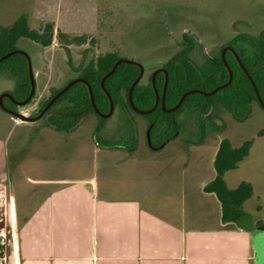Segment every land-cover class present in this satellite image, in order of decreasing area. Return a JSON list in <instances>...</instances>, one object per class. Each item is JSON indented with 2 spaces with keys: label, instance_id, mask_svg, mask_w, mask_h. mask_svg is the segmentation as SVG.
Listing matches in <instances>:
<instances>
[{
  "label": "crops",
  "instance_id": "0c3cea01",
  "mask_svg": "<svg viewBox=\"0 0 264 264\" xmlns=\"http://www.w3.org/2000/svg\"><path fill=\"white\" fill-rule=\"evenodd\" d=\"M7 142L0 137V264H258L264 225L246 210V227L221 222L218 200L203 192L214 168L201 181L186 158L129 159L46 128L16 159ZM90 149L98 169L52 158Z\"/></svg>",
  "mask_w": 264,
  "mask_h": 264
},
{
  "label": "trees",
  "instance_id": "16d2710c",
  "mask_svg": "<svg viewBox=\"0 0 264 264\" xmlns=\"http://www.w3.org/2000/svg\"><path fill=\"white\" fill-rule=\"evenodd\" d=\"M53 33L51 24L42 30L32 28L23 7L10 23L0 24V79L13 83L11 90L0 94V110L26 122L40 120L37 131L51 129L67 139L93 115L92 140L97 147L133 154L139 119L147 129L150 148L159 150L175 140L202 145L209 136L222 133L225 124L218 114L220 107L237 122L249 117L253 104L264 109V29L256 34L238 31L225 48L211 54L204 53L194 35L183 33L181 47L147 81L140 63L106 52L82 62L72 79L40 95L31 58L20 41L47 48ZM57 36L66 40L62 33ZM83 42L84 37L73 39L75 44ZM112 118L118 121L117 134L104 137ZM258 136L264 137V129ZM252 145L253 140H247L235 148L228 139L218 144L215 176L203 192L218 200L223 224L243 228L252 222L244 209L253 196L252 185L243 181L229 189L224 179L248 157Z\"/></svg>",
  "mask_w": 264,
  "mask_h": 264
},
{
  "label": "rangeland",
  "instance_id": "374dc122",
  "mask_svg": "<svg viewBox=\"0 0 264 264\" xmlns=\"http://www.w3.org/2000/svg\"><path fill=\"white\" fill-rule=\"evenodd\" d=\"M22 7L29 13L32 28L42 30L46 24L54 28L53 41L47 48L20 41V47L31 58L40 95L50 86H61L72 79L82 62L106 52H117L140 63L144 68V80L147 81L181 47L183 33L194 35L204 53L211 54L225 48L229 38L238 31L256 34L264 29V0H0V24L10 23L22 12ZM58 33L64 34L66 40H60ZM81 37L85 38V42L73 43V39ZM12 88L11 81L0 79V94ZM218 114L224 121L225 130L209 136L194 151L180 140L170 141L159 150H152L145 124L139 119L137 150L133 154L124 152L129 159L186 158L187 162L199 163V180L204 181L213 171L214 153L220 140L228 139L235 148L247 140H253L248 157L237 169L227 172L225 179L232 188L243 181L252 185L253 196L244 204V208L264 225V137L258 136V132L264 129V109L253 104L249 117L243 122L235 121L221 107ZM16 120L0 110V137L7 138L6 152L10 160L16 159L20 148L26 149L41 124L40 120L30 123L22 121L21 124ZM95 124V116H87L73 136L71 134L67 139L79 137L94 144L92 132ZM117 124L115 118L110 119L103 136L114 137ZM65 155L55 152L52 158L65 159L76 167L81 159L88 162L92 169H98L101 165V156L93 154L92 149L89 152L85 150L83 154L72 150ZM48 156H51L50 153ZM48 156L44 158H50ZM263 242L264 230L259 232L255 241L258 264H264Z\"/></svg>",
  "mask_w": 264,
  "mask_h": 264
},
{
  "label": "water",
  "instance_id": "95a60500",
  "mask_svg": "<svg viewBox=\"0 0 264 264\" xmlns=\"http://www.w3.org/2000/svg\"><path fill=\"white\" fill-rule=\"evenodd\" d=\"M227 49H229V48H227ZM262 105V104H261ZM264 243V242H263ZM263 245V244H262Z\"/></svg>",
  "mask_w": 264,
  "mask_h": 264
}]
</instances>
